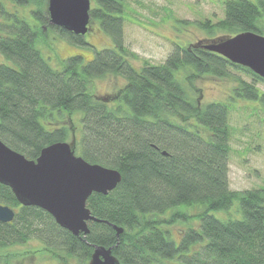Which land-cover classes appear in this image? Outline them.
Instances as JSON below:
<instances>
[{
    "label": "trees",
    "instance_id": "trees-1",
    "mask_svg": "<svg viewBox=\"0 0 264 264\" xmlns=\"http://www.w3.org/2000/svg\"><path fill=\"white\" fill-rule=\"evenodd\" d=\"M96 4L90 19L99 20L113 45L95 50L86 63L72 55L53 66L39 47L48 30L78 44L86 43L84 36L51 24L47 0H0V53L15 63L0 62V139L29 159L71 140L77 154L122 175L109 194L88 197L96 219L88 221L86 237L61 227L48 211L22 205L0 182V204L16 212L13 221H0V250L37 239L54 257L82 262L100 244L114 246L122 264H264V184L229 185L230 104L202 103L176 73L187 67L193 75L225 77L230 68L242 70L253 81L242 80L235 94L263 105L264 92L255 84L264 78L206 51L200 40L175 44L163 63L137 67L123 39L126 0ZM223 13L201 27L221 36L264 33V0H226ZM107 74L128 81L114 105L90 91L93 79ZM76 113L79 138L67 118ZM191 218L196 225L182 228L179 240L171 236L174 224ZM114 225L124 231L118 235Z\"/></svg>",
    "mask_w": 264,
    "mask_h": 264
},
{
    "label": "rangeland",
    "instance_id": "rangeland-1",
    "mask_svg": "<svg viewBox=\"0 0 264 264\" xmlns=\"http://www.w3.org/2000/svg\"><path fill=\"white\" fill-rule=\"evenodd\" d=\"M226 0H126L124 42L135 52L133 63L140 67L145 62H165L175 44L188 45L205 38L223 35L221 31L209 33L200 23L206 19L212 22L224 17ZM92 8L96 0H91ZM20 10H23L20 8ZM33 21L32 18H30ZM35 23V21H33ZM112 37L102 29L98 19H91L90 30L85 34L84 44H78L56 30H48L41 37L39 47L53 66L72 55H82L83 63L92 60L95 50L113 45ZM0 62L15 66L0 53ZM189 68L178 71L177 78L189 88L191 94L202 103L225 101L230 104V124L233 126L230 140L229 185L233 190H245L264 184V105L260 101L239 97L235 88L242 80L252 82L250 75L242 70L230 68V76L193 75ZM122 75L107 74L93 79L90 91L99 98L114 105L122 89L128 84ZM264 92V82L255 84ZM71 116V115H70ZM70 125L76 126V136L81 130L80 115L67 116ZM72 143L71 140H69ZM78 153V152H77ZM237 203V202H236ZM237 204H234L236 206ZM233 206V207H234ZM232 207V208H233ZM231 208V209H232ZM201 206L191 208L195 213ZM235 207L231 210V212ZM233 213V212H232ZM239 216L241 211H239ZM226 216L228 213L221 212ZM197 219L179 221L171 228L176 240L180 239L182 228L194 225ZM196 225V224H195ZM78 258L61 259L54 257L45 245L37 239L0 250V264H88Z\"/></svg>",
    "mask_w": 264,
    "mask_h": 264
},
{
    "label": "water",
    "instance_id": "water-1",
    "mask_svg": "<svg viewBox=\"0 0 264 264\" xmlns=\"http://www.w3.org/2000/svg\"><path fill=\"white\" fill-rule=\"evenodd\" d=\"M50 23L85 36L90 30L91 0H47ZM198 46L215 52L233 64L248 67L264 78V33L244 30L235 35L200 40ZM114 167L92 163L76 153L69 141L43 147L29 159L0 139V182L11 187L22 205L38 206L74 235L90 232L88 221L95 220L87 206L94 192L109 194L121 182ZM15 209L0 204V221L11 222ZM120 235L124 228L114 225ZM88 264H122L114 246L94 244Z\"/></svg>",
    "mask_w": 264,
    "mask_h": 264
}]
</instances>
